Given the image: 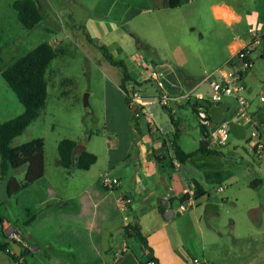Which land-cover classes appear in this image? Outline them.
I'll return each instance as SVG.
<instances>
[{"label":"rangeland","instance_id":"obj_1","mask_svg":"<svg viewBox=\"0 0 264 264\" xmlns=\"http://www.w3.org/2000/svg\"><path fill=\"white\" fill-rule=\"evenodd\" d=\"M34 1L41 19L27 28L17 18L13 0H0V68L42 41L61 49L46 72L48 95L44 107L11 141L17 145L42 137L49 169L55 167L57 143L64 137L82 140L87 150L97 146L100 163L106 157V137L112 156L115 144L120 146L119 152L131 151L129 135L120 136L117 128H110L114 122L119 125L126 121L124 112L129 108L124 90L129 86L127 82L122 84L121 68L105 58L99 45H106L116 58L146 57L171 66L170 59L179 45L183 70L203 77L225 65L229 59L227 42L235 34L249 43L250 31L264 28V0H226L242 14L239 22L230 25L213 15L212 4L220 0H190L162 10L154 8L156 1H152L151 9L144 8L148 0ZM242 71L246 94L253 100L255 118L264 133V101L259 100L260 95L264 96L263 57L252 50L249 65ZM202 87L208 88L206 83ZM230 99L228 110L235 107V100ZM23 110V104L0 73V121ZM232 139L239 146L244 143L243 139ZM192 144L186 146L193 148ZM215 165L219 171L208 172L206 190L197 203L175 212L165 229L183 259L197 256L200 264H264V148L259 158L241 148L231 155L225 151L217 155ZM123 166L117 163L109 171L117 173ZM23 170L24 165L9 168L0 177V201L8 198L5 183L9 175L21 179ZM229 175L235 179H228ZM256 177L261 181L252 185ZM16 210L11 201L0 204L7 218H13ZM5 224V219L0 218V234Z\"/></svg>","mask_w":264,"mask_h":264},{"label":"crops","instance_id":"obj_2","mask_svg":"<svg viewBox=\"0 0 264 264\" xmlns=\"http://www.w3.org/2000/svg\"><path fill=\"white\" fill-rule=\"evenodd\" d=\"M152 1H156L154 8L157 10L169 8L167 0H148L143 7L151 9ZM188 1L190 0H180L179 5ZM212 8L214 17L228 25L242 19V14L232 2L216 1ZM263 30L264 28L250 32L252 35L253 31L261 33ZM147 44L156 46L154 42L147 41ZM246 44L241 35L235 34L227 42L229 59ZM175 49L176 55L170 59L173 66L146 57L121 58L137 81L127 80V90H130L131 94L136 91L143 100L135 109L136 118L127 105L129 111L124 112L126 121L123 120L119 125L114 122L110 127L117 128L116 133L119 132L120 136L129 135L130 152H119L120 146L115 144L112 156V146L107 144L109 141L106 137V157H103L102 163L97 146L94 145L88 150L96 154V161L87 169L72 168L71 171H67L60 164L59 157L55 167L49 169L44 153L43 175L12 196L6 194L8 198L4 201H11L14 210H17L11 219L0 211V218L5 219L4 229L8 236L18 233L23 244L30 248L31 251L22 258L24 264H141V261L145 260L147 249L137 238L125 236L123 233L124 221L118 208V197L123 194L130 196L132 200L127 209L129 221L139 224L141 232L157 257V264H188L191 260L183 259L177 253L176 246L172 243V235L165 227L170 225L175 212L180 213L177 206L181 202L192 199L197 203L203 195L208 172L219 171L215 165L218 154L226 151L231 155L239 148L246 154L251 151L245 143L239 146V142L231 136L226 144L214 147V153L202 152L184 162H179L174 157L170 137L175 127L169 112L177 123V142L182 149L190 151L203 144L212 148L208 139L205 140L202 135L203 127L192 108V97H185L188 91L207 90L202 87L206 83L204 76L195 77L190 71L183 70L184 58L179 55L182 48L176 45ZM150 71L155 72L157 79L162 83L161 86L150 76ZM161 91L167 92L175 99L164 106L159 102ZM247 95L249 97L248 93ZM249 100L250 110L255 116L253 100L250 97ZM130 103L134 102L130 100ZM258 123L262 131L259 120ZM77 142L84 143L82 140ZM190 143H193V148L186 146ZM117 163H123V170L111 174L110 171ZM80 169L84 171H79ZM105 172L119 179L113 190L106 188L101 182V175ZM229 178L235 179V176L229 175ZM4 201H0V204ZM169 209L172 214H169ZM36 212L38 216L30 225L19 227L16 222L18 218H26ZM158 225L162 227L157 229ZM0 264L16 263L11 256L0 250Z\"/></svg>","mask_w":264,"mask_h":264},{"label":"trees","instance_id":"obj_3","mask_svg":"<svg viewBox=\"0 0 264 264\" xmlns=\"http://www.w3.org/2000/svg\"><path fill=\"white\" fill-rule=\"evenodd\" d=\"M179 3L180 0H167L166 4L169 7H175L179 5ZM12 6L16 10L19 21L27 28L35 26L41 19V13L34 0H13ZM99 47L109 62L121 68L123 85L129 79L137 82L134 74L127 70L123 59L115 58L106 45L101 44ZM60 51L61 49L59 47L49 42L42 41L25 53L19 55L6 67L0 68L2 77L7 85L15 92L24 107V110L20 114L0 121V177L6 174L9 168H17L24 165V173L21 179L14 175H10L7 178L5 190L8 196H12L21 188L30 185L44 173V140L42 137H36L17 145H12L11 141L38 116L40 110L44 107L48 95V79L46 72L51 60ZM246 59L249 60V56H247ZM237 71L238 75L242 78V69L239 68ZM124 92L125 102L130 107L131 96L128 90L125 89ZM200 105L202 106L197 99L192 98V108L195 115L196 108ZM169 116L175 127L170 137V147L172 148L174 157L179 162H184L202 152L214 153L216 151L215 148H208L206 144L190 151L182 149L177 142V136L179 135L177 123L173 119V114L171 112H169ZM202 135L205 140L208 139V132L204 127ZM77 143L79 142L68 137L59 139L57 143L59 162L67 171H71L72 168L87 169L96 161V154L85 148L74 157L72 151ZM260 181L261 179L256 177L251 184L253 185ZM37 216L38 213L36 212L26 218H18L16 222L20 228H23L30 225ZM123 233L125 236L137 238L143 247L147 249L144 254V261L154 260L157 264V257L153 254V250L148 244L145 235L141 232L137 222L130 221L123 225ZM11 239L20 244L21 250L19 253L13 251L9 243ZM0 250L11 256L16 264H24L22 258L31 251L28 246L23 244L22 238L16 239L12 236H8L3 228H1L0 234ZM192 260L193 258L188 264H192ZM144 261H141V264H143Z\"/></svg>","mask_w":264,"mask_h":264},{"label":"built area","instance_id":"obj_4","mask_svg":"<svg viewBox=\"0 0 264 264\" xmlns=\"http://www.w3.org/2000/svg\"><path fill=\"white\" fill-rule=\"evenodd\" d=\"M252 50L257 51L264 59V30L261 33L253 31L252 40L238 49L232 58L227 59L224 66L215 68L204 75L203 79L208 86L207 90L188 91L185 97L191 96L193 99H197V101L198 99H206L214 104L226 99L230 100V104L226 106L223 116L216 121L211 119L208 107L200 105L196 108V118L200 125L207 130L210 146L212 148L220 147L229 141V138L232 136L229 130V121L234 120L244 125L245 130L242 139L247 149L257 157H261L264 148V134L259 128L258 120L250 110V100L246 94L247 87L237 71L239 68L243 69L249 65V60L246 57L249 56ZM238 59H243V63L239 67H236L235 64ZM150 76L154 77L159 86L162 85L154 71H150ZM230 98L235 100V107L228 110L231 105ZM173 99L175 97L165 91L159 93V102L163 105H168ZM259 100L264 101V96L260 95ZM131 102L142 104L143 100L136 91H133ZM100 179L102 184L110 190H113L119 183L118 177L111 176L107 172L103 173ZM131 201V197L126 194L118 197V208L124 225L130 222L127 209ZM193 204L194 201L188 199L186 203L181 202L177 210L183 211ZM11 236L20 239L18 233H11ZM192 261L198 264L197 257H193ZM143 264H156V262L154 260H146Z\"/></svg>","mask_w":264,"mask_h":264},{"label":"water","instance_id":"obj_5","mask_svg":"<svg viewBox=\"0 0 264 264\" xmlns=\"http://www.w3.org/2000/svg\"><path fill=\"white\" fill-rule=\"evenodd\" d=\"M243 63V59H238L236 61L235 66L239 67L241 64ZM198 102L206 107H208L209 109V113H210V117L212 120L216 121L219 120L225 111L226 106H228L230 104L229 100H223L219 103H211L210 101L206 100V99H198ZM131 111L132 114L134 116V118H136V113H135V109L137 107V103H132L131 105ZM229 130L230 133L232 134V136H234L237 139H242L243 135H244V125L236 122L234 120L229 121ZM85 148V145L83 143H77L74 148H73V156L76 157V155ZM169 214H172V211L169 209ZM165 215L168 216L167 212H165ZM170 216V215H169ZM9 243L11 245V247L13 248V251L15 253H19L21 250V246L20 244L15 241V240H9Z\"/></svg>","mask_w":264,"mask_h":264}]
</instances>
